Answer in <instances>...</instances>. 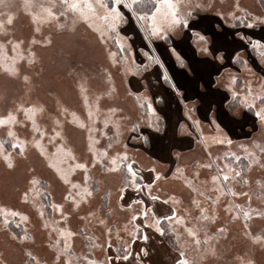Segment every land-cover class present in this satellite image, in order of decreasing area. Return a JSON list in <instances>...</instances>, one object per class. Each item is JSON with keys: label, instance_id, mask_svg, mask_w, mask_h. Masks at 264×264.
<instances>
[{"label": "rangeland", "instance_id": "374dc122", "mask_svg": "<svg viewBox=\"0 0 264 264\" xmlns=\"http://www.w3.org/2000/svg\"><path fill=\"white\" fill-rule=\"evenodd\" d=\"M176 3L149 41L115 0H0V264H264V0ZM198 28L239 95L181 137L152 58Z\"/></svg>", "mask_w": 264, "mask_h": 264}, {"label": "crops", "instance_id": "0c3cea01", "mask_svg": "<svg viewBox=\"0 0 264 264\" xmlns=\"http://www.w3.org/2000/svg\"><path fill=\"white\" fill-rule=\"evenodd\" d=\"M196 30H200L199 34L207 36L200 28ZM195 38L193 34L181 37L175 47H173L172 40L170 44H166L167 47H163L159 51V62L161 63L159 67L162 77L161 81L155 84L154 90L159 99L170 96V99L174 102L173 106L176 107L173 111L174 120H180L176 128L178 134L180 124L188 120L185 117L187 108L189 111L187 113L190 115L195 107L197 115L193 117V114L192 118H199L203 122L213 118V114L218 115V119H222V117H219L221 115L224 116V119L226 117L230 119L233 116L229 111V106L224 105V100L228 94L224 89L227 88L219 85L218 79L221 78L226 70L224 62L233 59L234 55L236 56L243 49L239 48L231 51H226L225 49L214 51L211 49L205 52L195 47L193 43ZM183 39H185V43L187 42V48L185 49L182 48V42H179ZM213 43L212 40V46L214 47ZM209 55L214 59L210 58ZM220 55H222V63L218 58ZM165 71L168 73V80L163 78ZM143 87H145L142 90L144 93H147L150 89L147 85ZM139 89H142V87ZM194 101H197L198 104L194 105ZM178 105H180L179 110L177 109ZM180 109L181 117L176 116ZM187 127H189L188 123ZM179 136L186 137L187 133L183 131Z\"/></svg>", "mask_w": 264, "mask_h": 264}, {"label": "snow or ice", "instance_id": "6c2138e0", "mask_svg": "<svg viewBox=\"0 0 264 264\" xmlns=\"http://www.w3.org/2000/svg\"><path fill=\"white\" fill-rule=\"evenodd\" d=\"M128 9L132 14L133 17L141 22V28L143 31L148 33L147 39L150 41L153 37H160L163 35L165 40L168 39V31L173 26L182 25L185 28L189 27V24L193 22L194 18L189 16L181 17L179 13V9L177 7L176 0H115V11L117 13L115 20L117 21V27H119L122 23L126 22V18L124 14L120 11V6ZM235 25H232L234 27ZM255 26V22H249L247 27L252 28ZM217 30H219L218 26ZM197 39L207 41L206 38L195 32L193 30L192 33ZM239 39H245L242 35L235 33ZM248 43L254 49L259 51L260 49H264V43L259 40H249ZM123 48V44H121ZM205 52L209 51L207 46L203 49ZM145 56L148 53H144ZM262 59L261 63H264V53H261ZM154 62L159 63V59L156 57L152 58ZM220 62H223L222 55L219 56ZM233 59H238V56L233 57ZM181 63H183L181 61ZM163 78L168 80V73L167 71L164 72ZM233 82H235V77H233ZM228 94L224 100V105L227 106L229 103V98L236 97L237 93L231 92L229 94L228 89H224ZM259 115V113H257Z\"/></svg>", "mask_w": 264, "mask_h": 264}]
</instances>
